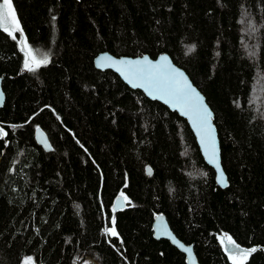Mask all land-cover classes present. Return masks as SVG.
Instances as JSON below:
<instances>
[{"label":"trees","instance_id":"16d2710c","mask_svg":"<svg viewBox=\"0 0 264 264\" xmlns=\"http://www.w3.org/2000/svg\"><path fill=\"white\" fill-rule=\"evenodd\" d=\"M12 7L22 34L0 27V264H186L153 238L160 213L199 264H232L223 234L255 249L243 264H264V0ZM25 42L48 63L27 70ZM102 51L166 52L186 71L214 112L227 187L185 119L94 67Z\"/></svg>","mask_w":264,"mask_h":264},{"label":"snow or ice","instance_id":"6c2138e0","mask_svg":"<svg viewBox=\"0 0 264 264\" xmlns=\"http://www.w3.org/2000/svg\"><path fill=\"white\" fill-rule=\"evenodd\" d=\"M9 25H12L11 29ZM0 27L5 32L12 35L13 32H21L19 21L16 19L15 11L12 7V0H3L0 4ZM13 39L15 36L13 35ZM26 59L24 67L29 71H35L42 64H47L48 59L45 56L43 59L37 60L36 56L28 48L25 42ZM102 60H111L109 57H102ZM112 65L120 64L125 66V78L133 84V87H144L149 95L157 94L159 98L164 99L166 103H171L174 107L181 108L185 115H188L193 120L194 126L197 127L201 135V142L205 145L206 154L209 156L211 163L216 164L219 168L217 149L215 145V138L213 129L211 127V113L203 103V97L192 88L188 82L187 77L182 72L174 68L168 61V58L162 56L160 61L152 63L147 57L143 61H111ZM107 66V65H101ZM120 70V69H118ZM0 134L2 129H0ZM46 143V141H45ZM219 183L225 184L223 173H220ZM123 195V193H121ZM127 199V197H125ZM111 235H116L113 229H107ZM164 234L170 235L167 229H164ZM175 239V238H173ZM228 244L234 246L237 250L235 253L230 254L232 264H243V259L247 258V254L255 249L245 250L240 249L239 245L235 243L230 236L227 237ZM179 243V241H176ZM183 247V245H181ZM185 251L191 253L190 248ZM241 257L243 259H241ZM29 261L31 258H28Z\"/></svg>","mask_w":264,"mask_h":264},{"label":"water","instance_id":"95a60500","mask_svg":"<svg viewBox=\"0 0 264 264\" xmlns=\"http://www.w3.org/2000/svg\"><path fill=\"white\" fill-rule=\"evenodd\" d=\"M9 28H11L10 25H9ZM162 56L167 57L168 61L171 63V65L174 68L178 69L180 72H182L184 74V76L187 77V80L191 84L192 88H194L196 90V92L199 93V95L201 97H203V103H204V105L207 106L208 111L211 113L210 123H211V127L213 129V135L215 138V145H216V149H217L219 168H217L216 164L210 162L209 156L206 154V151H205V145H204V143L201 142V135L198 132L197 127L194 126L193 120L190 119L188 115H185L184 111H182L181 108L174 107L171 103H166L165 100L159 98V96L157 94L149 95L148 91H146V89L144 87H133V84L130 83L129 80L126 79L125 75L123 74L125 71V66L120 65V64H116V65L111 64V61H137V60L143 61V59L145 57H147L149 61H151L152 63L155 64V63L160 61V58ZM102 57H109V58H111V60H102L101 59ZM93 65L99 71H105V70L112 71L126 85H128L131 89L140 90L147 98L160 102L161 104L165 105L170 111L176 112L181 118L185 119L187 124L189 125L190 130L192 131V133L195 137L196 144L198 146V149L200 151V154H201L204 162L214 170V177H215L216 185L221 187V188H225L228 186L227 176H226V173H225L223 166H222V163H221L220 144H219L217 127L214 123V112L211 109V107L209 106V104L207 103L205 95L196 87V85L193 83V81L191 80L189 75L186 73V71L173 62L172 58L170 57V55L168 53L162 52V53L158 54L155 58H152L148 54H142V55H138V56H124V55L115 56L108 51H102V52L97 53L96 56L93 58ZM101 65H107V66H101ZM118 69H120V70H118ZM2 78H3V75L0 74V108L3 106L4 101H5V92H4L3 87H2ZM36 140H37L38 144L40 146H42L44 149H46V150L51 149V146L49 144L47 136L45 135V133L40 128L36 129ZM45 141H46V143H45ZM146 172H147V174H151L150 167H146ZM221 172L223 173V176L225 178V184H223V185L221 183H219V176H220ZM112 206H113L114 210H118V209L123 208L125 206L124 197L123 196H117L114 199ZM165 228L167 229V232L170 233V235L164 234ZM152 235H153V238L156 240H159V239L168 240L173 246H175L180 252H182L184 254L186 264H199L198 259L194 253L193 244H186L176 236V234L172 231L165 214L160 213L154 217V219L152 221ZM173 238H175V239H173ZM176 241H179V243H177ZM181 245H183V247H181ZM239 247H240V249L250 250V249L241 247L240 245H239ZM186 248H190L191 253L185 251Z\"/></svg>","mask_w":264,"mask_h":264},{"label":"rangeland","instance_id":"374dc122","mask_svg":"<svg viewBox=\"0 0 264 264\" xmlns=\"http://www.w3.org/2000/svg\"><path fill=\"white\" fill-rule=\"evenodd\" d=\"M2 1H3V0H2ZM32 53L36 56L37 60H40V59H38V58H44V53L41 54L40 52H37V50H33ZM37 56H38V57H37ZM47 59H49V57H47ZM227 237H228L227 235H224V234L221 235V236H220V241H221V243H222V246L225 248V251H226L227 255H228L229 258H230V254L235 253L237 250L234 249V246L228 244ZM241 259H243V258L241 257ZM243 260H244V259H243ZM231 261H232V260H231Z\"/></svg>","mask_w":264,"mask_h":264},{"label":"flooded vegetation","instance_id":"af4514ba","mask_svg":"<svg viewBox=\"0 0 264 264\" xmlns=\"http://www.w3.org/2000/svg\"><path fill=\"white\" fill-rule=\"evenodd\" d=\"M2 2H3V1H2V0H0V4H2ZM10 26L12 27V25H10Z\"/></svg>","mask_w":264,"mask_h":264}]
</instances>
